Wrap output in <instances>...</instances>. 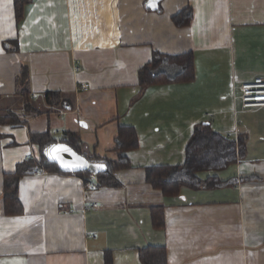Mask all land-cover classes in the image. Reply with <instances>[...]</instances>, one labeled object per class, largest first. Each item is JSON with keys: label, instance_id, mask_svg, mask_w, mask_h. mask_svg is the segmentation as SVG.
I'll return each instance as SVG.
<instances>
[{"label": "crops", "instance_id": "crops-1", "mask_svg": "<svg viewBox=\"0 0 264 264\" xmlns=\"http://www.w3.org/2000/svg\"><path fill=\"white\" fill-rule=\"evenodd\" d=\"M32 2L19 22L16 0H0V264H143L150 246L165 247L167 264H264V109L242 112L236 99L245 81L264 77V0ZM186 9L192 20L177 25ZM155 52L193 54L194 79L142 88ZM47 92L63 97L51 104ZM203 123L246 139L245 159L199 175L236 183L165 196L148 170L184 164ZM122 128L136 149L117 150ZM33 134L74 136L86 156L123 155L130 167L118 189L37 169L12 205L6 175L41 160L45 141Z\"/></svg>", "mask_w": 264, "mask_h": 264}, {"label": "trees", "instance_id": "trees-1", "mask_svg": "<svg viewBox=\"0 0 264 264\" xmlns=\"http://www.w3.org/2000/svg\"><path fill=\"white\" fill-rule=\"evenodd\" d=\"M32 0H16V16L18 21L24 19V10L30 5ZM193 13L189 9L185 10L175 18L177 25H186L192 20ZM153 60L144 66L139 72V85L142 88L150 86H158L159 84H173V83H188L194 79V56L187 54L186 56H169L162 53H154ZM62 94L47 92L46 99L51 104H58L62 99ZM69 101L64 104L70 105ZM189 145L186 149V162L176 167L161 166L159 168H150L148 170V182L155 188L163 191L165 196L176 197L182 187L194 190L205 189H219L223 187L233 186L236 180L222 181L216 177L202 180L199 175L206 172H219L228 169L238 160L245 159L246 153V139L240 138L239 142L230 140L220 133L212 130L209 123H203L196 128L193 136L190 139ZM32 141L40 143L42 147L40 150L41 160L27 161L18 165L14 174L6 175L4 189L5 200L7 203H18L19 182L37 169H43L50 173H63L59 167L49 162L43 157V151L50 145L55 143H64L83 155L89 161L106 165V170L103 174L93 173H79L85 180V186L90 183H95L98 188H119L117 174L119 170L128 169L130 167L129 161L123 155L119 156L117 161H111L107 158L88 157L81 151V146L74 136L68 139L56 142L50 139V135L45 136L32 135ZM118 143L117 150L120 153L132 151L138 147L136 135L133 131H128L125 128L121 129L120 135L116 141ZM19 204V203H18ZM154 225L158 228H163L164 213L161 208L154 210ZM140 256L143 264H167L168 257L166 256L165 247L150 246L140 249ZM110 258L108 260V264Z\"/></svg>", "mask_w": 264, "mask_h": 264}, {"label": "water", "instance_id": "water-1", "mask_svg": "<svg viewBox=\"0 0 264 264\" xmlns=\"http://www.w3.org/2000/svg\"><path fill=\"white\" fill-rule=\"evenodd\" d=\"M57 146H65L71 149L72 155L67 152H60V153H53L52 155L49 154V151L53 147ZM55 156H59L60 159L54 158ZM43 157L51 163L56 164L60 171L70 174H79V173H93V174H103L106 170V165L96 164L89 161L83 155L79 154L76 150H73L67 144L64 143H55L48 146L43 151ZM77 157L79 159H77Z\"/></svg>", "mask_w": 264, "mask_h": 264}, {"label": "built area", "instance_id": "built-area-1", "mask_svg": "<svg viewBox=\"0 0 264 264\" xmlns=\"http://www.w3.org/2000/svg\"><path fill=\"white\" fill-rule=\"evenodd\" d=\"M89 88V84L82 85L83 91H88ZM236 96V99L240 102L242 112H254L264 109V77L259 76L245 81L238 87ZM92 189L95 190L96 186H93Z\"/></svg>", "mask_w": 264, "mask_h": 264}, {"label": "snow or ice", "instance_id": "snow-or-ice-1", "mask_svg": "<svg viewBox=\"0 0 264 264\" xmlns=\"http://www.w3.org/2000/svg\"><path fill=\"white\" fill-rule=\"evenodd\" d=\"M60 152H67V153H70L72 155H75V153H72L71 152V149L70 148H67L65 146L53 147V148L50 149L49 154L52 155L53 153H60ZM54 158L60 159L59 156H55ZM77 159H79V158L77 157Z\"/></svg>", "mask_w": 264, "mask_h": 264}]
</instances>
